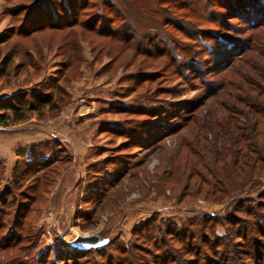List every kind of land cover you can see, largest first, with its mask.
Instances as JSON below:
<instances>
[{"label": "rangeland", "instance_id": "obj_1", "mask_svg": "<svg viewBox=\"0 0 264 264\" xmlns=\"http://www.w3.org/2000/svg\"><path fill=\"white\" fill-rule=\"evenodd\" d=\"M35 1L40 6L28 12L25 7ZM44 1L55 11L63 4L0 0V39L10 34L0 43V104L18 92L26 93L27 103L39 91L54 101L53 108L0 124V264H140L151 258L147 251L181 255L178 236L194 232L201 239L225 232L229 222L223 217L238 200L247 204L264 191V177L238 197L217 201L197 195L191 187L195 179H186L187 156L191 149L200 153L202 141L187 136L196 124L192 117L198 111L188 110L203 92L200 81L217 83L220 77L211 72L229 58L216 40L231 32L197 20L214 33L205 38L206 50L190 46L173 61L169 55L141 53L150 48L147 40L123 50L104 39L97 52L101 40L91 34L32 29L52 17ZM213 12L219 16L222 9ZM113 14L101 12L95 24ZM135 26L137 33L144 32ZM166 29L181 45L191 42ZM6 52L10 58L2 62ZM191 58L196 73L184 68L183 78L173 74L175 63ZM36 165L44 169L27 173ZM32 180L36 187L28 193L34 195L26 199L24 185ZM17 203L26 209L19 214L21 224L11 223ZM209 215L215 219L208 220ZM254 227L241 233L257 237ZM93 233L110 242L87 251L70 245L74 237Z\"/></svg>", "mask_w": 264, "mask_h": 264}, {"label": "trees", "instance_id": "obj_2", "mask_svg": "<svg viewBox=\"0 0 264 264\" xmlns=\"http://www.w3.org/2000/svg\"><path fill=\"white\" fill-rule=\"evenodd\" d=\"M37 2L25 9L30 12L39 7L40 1ZM45 5L53 11L52 17L41 20L42 23L32 29H67L73 35L76 31L91 34L101 40L97 42V52L104 48V39L108 44L117 42V48L123 50L132 46L136 49L141 46L142 40H147L150 48H144L141 53L169 55L173 61L178 51L188 50L190 46L206 50L205 38L212 37L214 33L212 28H205L197 20L207 19L214 28H219L217 30L222 28L231 32L223 33V40H216L229 53L227 60L220 61L218 69L208 72L214 78L220 77L218 82L200 81L205 85H200L204 87L203 92L199 101L189 106V113L198 112L192 117L196 124L187 137L199 139L202 145L200 153L191 149L190 158L187 156L186 179H195L191 187L197 195L219 201L238 197L246 186L264 177V0H63L58 11L50 3L45 2ZM215 7L222 9L221 15L212 16L215 15ZM103 11L114 14L106 22L96 25ZM135 14L139 16L137 21L140 23L136 22ZM229 19L242 26H235ZM115 20L120 23L116 24ZM135 23L140 24L144 32L137 33ZM167 27L191 42L181 45L177 37L171 38L173 34ZM8 36L9 33L0 39V43ZM8 57V53H4L2 62ZM193 60L175 63L173 74L185 76L182 73L184 68L189 74L196 73ZM17 94L3 97L0 124L17 122L25 119L31 111L40 112L44 107H54L49 93H33L29 103L26 93ZM16 167L17 164L14 165ZM43 169L40 165L29 166L27 173L32 175L33 171ZM35 187L33 180L24 185L26 199L32 198L34 193L28 192ZM239 201L223 217L229 223L224 226L222 234L213 231L203 234L201 239L194 232L186 238L178 236L175 241L179 244L181 255L168 253L160 256L147 251L146 256L151 258L140 264H264V225H257L259 220L264 219V191L247 204ZM14 205L11 223L17 220L21 224L23 218L19 214L26 209L22 203ZM238 214H245V217L241 218ZM206 218L215 219L210 215ZM253 225L257 237L250 238L241 233L242 228H252ZM232 237L243 242L229 241ZM195 240L201 241V244L198 245Z\"/></svg>", "mask_w": 264, "mask_h": 264}, {"label": "water", "instance_id": "obj_3", "mask_svg": "<svg viewBox=\"0 0 264 264\" xmlns=\"http://www.w3.org/2000/svg\"><path fill=\"white\" fill-rule=\"evenodd\" d=\"M110 242V239L103 237L97 233L89 235H78L72 239L70 245L80 250H89L100 248L104 245H107Z\"/></svg>", "mask_w": 264, "mask_h": 264}]
</instances>
